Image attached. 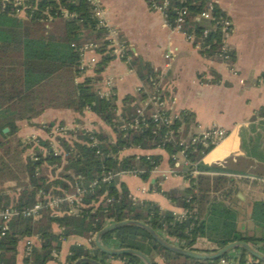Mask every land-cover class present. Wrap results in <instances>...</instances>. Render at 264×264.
I'll return each instance as SVG.
<instances>
[{
    "label": "trees",
    "instance_id": "1",
    "mask_svg": "<svg viewBox=\"0 0 264 264\" xmlns=\"http://www.w3.org/2000/svg\"><path fill=\"white\" fill-rule=\"evenodd\" d=\"M168 1L165 22L170 28L174 8L186 7L183 28L200 47L201 56L230 65L234 62L233 51L222 43L224 32L230 29L222 30L221 19L227 18L214 4L211 18L202 20L198 14L209 2ZM107 34L86 0H0V208L19 211L36 202L43 204L37 218L16 215L6 223L0 235V264H15L18 245L28 238H35L37 244L24 254L21 264H59L58 254L68 238L83 242L67 247L62 264H73L79 258L100 264H108V260L142 264L134 256L104 254L93 244V236L103 227L127 220L148 226L180 249L212 253L226 244L243 242L264 255V173L249 179L243 172L204 165L201 158L213 146H204L196 135L187 136L192 118L187 112L163 125L152 121V110H145L144 119L133 125L135 111L146 97L161 96L156 73L126 47L121 59L129 58L128 67L142 88L136 97L125 96L117 112L114 95L103 97L97 87L100 73L114 58ZM89 43L98 55L91 75L80 63L82 48ZM48 109L88 111L110 134L100 127L68 131V138L57 132L53 137L55 148L48 138L36 137L23 143L17 137V123H29ZM257 117H264L263 109ZM53 124L51 121L38 127L48 132ZM191 138L196 141L190 142ZM130 149L136 152L123 154ZM158 151L168 157V167L186 186L162 191L157 179L149 188L180 209L182 215L162 211L151 201L133 199L119 180L118 174H126L147 182L161 163ZM180 151L185 164L175 168L172 157ZM248 155L264 163V146L249 149ZM107 173L111 178L102 181ZM66 196L75 200L69 203L64 200ZM49 198L63 201L49 208L44 205ZM242 198L249 203V233L238 227L236 203ZM53 226L58 232H53ZM199 239L210 248L195 250L193 245ZM100 243L107 249L137 251L151 264H158L154 258L160 264H220L221 260L225 264H264L239 248L213 260L181 256L163 249L134 226L107 232Z\"/></svg>",
    "mask_w": 264,
    "mask_h": 264
},
{
    "label": "crops",
    "instance_id": "2",
    "mask_svg": "<svg viewBox=\"0 0 264 264\" xmlns=\"http://www.w3.org/2000/svg\"><path fill=\"white\" fill-rule=\"evenodd\" d=\"M94 1L101 9L100 17L105 28L112 33L113 42L110 47L114 55L100 73L97 87L99 91L107 89L114 95L117 112L125 96L136 97L142 88L135 73L128 67L129 58L121 59L122 49L126 47L131 55L148 63L156 73V85L161 96L157 98L162 101L168 114L176 117L181 112H187L192 115L187 136L199 135L212 127L224 132L223 138L202 156L201 162L204 165L218 166L227 172H243L249 179L257 173L263 174L264 163L249 156L248 151L253 147L262 149L264 146V117H257L259 110L264 111V0H205L214 4L231 24L229 33L223 38L224 47L234 53L231 65L201 56L200 47L193 43V39L186 38L184 28L181 31L171 29L161 14L149 9L147 0ZM119 49L121 52H118ZM92 57L98 59L94 50L85 52L83 62L86 63ZM85 68L86 74L91 75L92 68ZM150 97L147 96L141 103V108L147 111L153 109L146 105ZM63 112L75 113L69 110L54 113L48 109L29 123L18 122L17 137L20 128L26 124L38 125L43 123V118L53 121ZM84 112L99 121L90 112ZM57 124L65 127L60 120ZM31 128H26L25 136L40 137ZM134 152L130 149L123 154ZM158 152L162 156L161 163L147 182L133 175H122L119 180L133 199L151 201L162 211L180 215V209L171 206L163 196L149 188L157 179L162 191L186 186L182 177L168 167V157ZM184 163L182 156L177 154L175 168ZM236 205L239 213L238 227L250 230L252 226L248 220V201L242 198ZM242 212L245 213L243 220L240 219ZM53 232H58L56 226H53ZM26 240L31 246L37 244L35 238ZM81 242L75 238L63 241L57 262L62 264L69 245ZM24 244L25 241L18 245L15 264H21ZM199 244L203 249L198 247ZM193 248L204 251L210 247L205 240L199 239ZM154 261L160 264L158 258H154ZM107 263L121 264L115 260H108Z\"/></svg>",
    "mask_w": 264,
    "mask_h": 264
},
{
    "label": "built area",
    "instance_id": "3",
    "mask_svg": "<svg viewBox=\"0 0 264 264\" xmlns=\"http://www.w3.org/2000/svg\"><path fill=\"white\" fill-rule=\"evenodd\" d=\"M86 1L93 7L94 16L97 19L98 25L101 27H105L104 23L100 17L101 16V9L99 8V6L95 3L94 0H86ZM178 1L180 3H183V2H186L187 0H178ZM147 5H148L150 10L158 12L159 14L162 15L164 20L166 19V14H167L166 11L169 8V1L168 0H147ZM210 10H211V3H208L206 10H203L202 12H200L198 14L197 18L202 19V20H209L211 18ZM186 17H187L186 7L174 8V18L172 21L173 26L171 27V29L181 31L183 29L184 24H185ZM221 24H222V30L223 31L229 30L231 27V24H230L228 19H221ZM225 35L226 34L224 32V36ZM186 38L188 40L193 39L191 35H187ZM107 40L110 42V46H111L113 41H112V33L110 31H108ZM223 46H224V43H223ZM94 48H95V46L90 44V43L85 44L83 46L82 53H81V59H80V63H81L82 67L88 66V67L92 68L93 65L96 63L95 57L89 58L88 61H86V63L83 62L84 53L89 51V50H94ZM118 52H121V49H119ZM107 84L108 83L106 82V85ZM99 93L103 97H108L110 94V91L105 89L104 91H99ZM146 105L152 106L153 109L150 112L151 113L150 116L152 118V121L157 123V124L168 125V124H170L171 120L173 118H175V116H170L169 114L162 113V112H165L166 110L163 107L162 101L158 100V98L155 96H151L150 100L147 101ZM144 111H145L144 108H139L135 111L136 117L133 120V125H136L138 120L144 119V116H145ZM160 111H162V112L160 113ZM57 130H58L57 132H60L61 128H57ZM196 136L199 137L198 141H201V143L204 146L207 143L214 146L217 142H219L223 138L224 132L220 129L212 127V128H209L208 130H206V131H204L201 134L196 135ZM194 141H196V138L190 139V142L193 143ZM181 144H182V141H180L178 143V145H181ZM179 155H181L183 158L182 151H180ZM172 159L175 161V157H172ZM196 173L197 172H193L194 175ZM122 175H126V174H118L119 177H121ZM110 178H111V175L109 173H107L104 176V178L102 179V181H108ZM64 200L70 203L71 201L75 200V198L73 196H66ZM62 201H63V199H60V198H49V199L45 200L44 205L46 207H49V208H55ZM42 205L43 204H41L40 202H36L31 207L21 209L19 211L14 209V208H11V207L0 208V235H3V232L6 228L5 225L12 217H14L16 215H20L23 218L35 219V218H37L38 211L40 210ZM180 215H182V214H180ZM30 247H31L30 242L28 240H25L24 254H26L28 252ZM220 264H225V262L221 260Z\"/></svg>",
    "mask_w": 264,
    "mask_h": 264
},
{
    "label": "water",
    "instance_id": "4",
    "mask_svg": "<svg viewBox=\"0 0 264 264\" xmlns=\"http://www.w3.org/2000/svg\"><path fill=\"white\" fill-rule=\"evenodd\" d=\"M5 131H6V129H3V132H5ZM122 226H134V227L142 229L160 247H162L163 249L168 250L172 253L181 255V256H186V257H190V258H194V259H200V260H213V259L220 258L222 255L226 254L230 250L239 248V249L243 250L244 252H246L250 257H252L258 261L264 262V255L260 254L254 248H252L250 245L243 243V242H234V243L226 244L222 248H220V249H218L212 253H198V252H194V251H190V250L180 249V248H177V247L169 244L168 242L164 241L159 235L156 234V232H154L148 226H146L140 222L132 221V220L112 223V224H109V225L103 227L101 230H99L93 236V244H94L95 248L98 251H100L104 254H107L109 256L130 255V256H134V257L140 259L142 264H151V262L149 261V259L146 256H144L143 254H141L137 251L128 250V249L112 250V249H107L101 245L100 237L103 234L110 232L114 229H117L119 227H122ZM73 264H100V263L97 261L88 259V258H79V259L75 260L73 262Z\"/></svg>",
    "mask_w": 264,
    "mask_h": 264
},
{
    "label": "rangeland",
    "instance_id": "5",
    "mask_svg": "<svg viewBox=\"0 0 264 264\" xmlns=\"http://www.w3.org/2000/svg\"><path fill=\"white\" fill-rule=\"evenodd\" d=\"M59 111H62V109H57V110H52V112H59ZM61 115L57 117H55L53 119L54 121V124L49 127L47 130L48 132H45L44 129H40L38 127V125L42 124V126H45V124L49 123L48 121H52L51 119L47 118H43V123H39L38 125L36 124L35 126H32V125H29V124H26L25 127H22L20 128V133H19V139L23 142V143H26L28 140H33L35 139L36 137H26V131L28 129L26 128H29V127H33L31 128V131L33 130V132H35L38 136H40L41 138H48L52 144H53V148L56 147V141L54 140V136L57 134V128H61V133H60V136H64L65 138H68L69 135L67 134L68 131H75V130H86V131H89V130H95L97 129L98 127H100L101 129H103L104 131H106L107 133L110 134V131L108 130L107 127H105L102 123H100L99 121H96L94 120V117H89L87 114H85V112L83 113H69V114H66V113H60ZM61 121L64 126L62 127H59L57 122L58 121ZM43 128V127H42ZM24 130V131H22ZM29 151V150H28ZM237 204V203H236ZM239 205H241V203H239ZM241 208H243V205H241ZM240 219L243 220L245 218V213H240ZM242 230H245L247 231V233H249V230L247 228L243 229ZM198 247L202 248L203 246L201 244L198 245ZM203 249V248H202Z\"/></svg>",
    "mask_w": 264,
    "mask_h": 264
}]
</instances>
